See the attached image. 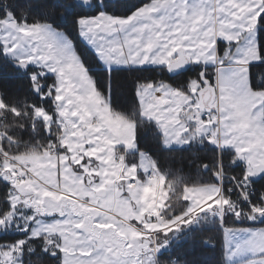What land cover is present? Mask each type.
Instances as JSON below:
<instances>
[{"label":"rangeland","instance_id":"obj_1","mask_svg":"<svg viewBox=\"0 0 264 264\" xmlns=\"http://www.w3.org/2000/svg\"><path fill=\"white\" fill-rule=\"evenodd\" d=\"M184 2L186 8L179 0H163L164 4L175 5L179 9L180 19L175 23L180 27L173 32L165 31L161 38L163 47L154 48L149 53L151 62L160 68L165 65L170 67L176 60L177 65L181 60L188 64L199 61L202 66L214 68V83L211 88L207 86V81L203 87H199L193 80L189 87L191 95L169 88L167 84L163 85L165 91L145 88L141 93L140 116L155 122L165 133L164 143L171 145L167 149L184 148L189 141L196 142L207 133H212L213 139L218 136L221 147H228L231 143L223 142L226 138L222 137L221 131L216 135L217 130L207 126L210 123H205V127L200 129L191 116L197 111L202 115L206 110L204 98L208 92L209 100L211 98L209 103L223 108L227 90L238 98L237 105L241 104L240 117L247 118V123L259 120L254 114L259 110V94H247L244 102L242 93L250 70L248 65L242 63L259 59L255 42L259 13H254L246 0H203L200 14L193 17L192 5L199 4L200 0ZM259 2L256 0V3ZM237 4L244 6L236 7ZM249 13L254 14L249 16ZM161 15L162 12L149 7L144 19L147 21ZM227 20L234 21L239 27L220 22ZM12 23H15V27H12ZM115 23L104 22V30ZM50 26L25 25L23 21L17 23L12 20L6 29L17 38L15 43L20 45L12 55L28 63L29 59L24 53L25 50L31 51L30 42L33 46L36 43L47 44L50 50L60 49L63 41L57 43L52 39L50 33L54 29ZM99 27L89 26L86 31L94 32ZM241 28L244 29L240 42L243 58L236 62L227 51L218 54L221 42H225L231 45L233 55H239L235 51L233 36ZM57 55L62 62H67H63L62 71L58 69L56 73L59 83L51 96V104L33 108L31 125L35 129L32 139L12 141L9 137L5 141L10 127L2 117L4 106L0 94V176L12 185L13 205L8 209L4 202L0 206V213L4 220L12 223L11 231L16 234L14 238L23 237L17 225L24 227L31 212L42 213L40 220L47 227L42 225L38 231L46 233V240H61L71 264H157L155 250L164 243L161 241L163 237L159 238L158 235L179 232L182 226L186 227L184 225L190 218L198 216L199 209L211 207V212L218 213L220 217L228 213L227 209L229 213L236 210L233 203L227 205L224 184L229 178L220 168L219 175L223 179L216 201L206 202L202 208L200 206L175 223L168 222L163 212L167 204L172 207V196L165 189L164 177L158 176L154 161L147 154L134 150L137 144L135 122L113 109L105 90L98 83H92L78 63L69 58L67 50L58 51ZM225 60L230 63H224ZM35 62L54 63L39 58ZM96 79L98 82L99 77ZM253 104L257 107L249 112ZM258 144L247 155L254 154L252 157L256 158L258 154L264 158V140L259 139ZM129 154L133 156L132 163L128 162V157H132ZM256 163L260 162L256 160ZM251 172H256V169L251 168ZM17 175L21 177L20 180ZM213 189L206 190V193L193 190L191 199L206 201L215 194ZM103 192L107 193L106 196H103ZM194 192L200 193L199 198L194 196ZM213 202L216 203L214 206ZM151 217L156 222L155 228L144 224ZM77 223H82L84 227L78 228ZM101 224L105 226L100 227ZM152 233L158 234L154 238L150 235ZM238 259L237 264H240ZM52 263L56 264L55 261Z\"/></svg>","mask_w":264,"mask_h":264},{"label":"snow or ice","instance_id":"obj_2","mask_svg":"<svg viewBox=\"0 0 264 264\" xmlns=\"http://www.w3.org/2000/svg\"><path fill=\"white\" fill-rule=\"evenodd\" d=\"M180 4L187 7L184 0H179ZM248 6L254 9V13L259 15L256 20L255 42L259 54V59L249 62L248 88L260 97L259 111L254 114L259 117L261 125L264 126V0L256 3V0H246ZM203 6V0L199 4L194 3L193 17L199 15V8ZM237 4L236 7H243ZM162 12L158 18L144 19V13L148 8ZM50 11L56 14L53 16V23L50 27L54 29L50 33L52 39L63 44L60 49H52L47 44L36 43L34 46L30 42L31 51L25 50L24 56L29 59L24 63L23 58L12 55L17 47H20L16 37L7 32L6 25L12 20L17 23L23 20L24 24L29 23V12L35 15L48 17ZM23 13V15H21ZM254 13H249V16ZM229 15H232L229 12ZM179 9L175 5H167L163 0H0V89L11 91L20 88L26 81L29 93L37 99L50 101L52 94L57 90L58 79L56 73L61 69V61L57 55L58 51L67 50L69 58L78 63L83 73L92 81L94 85L98 83L103 88L109 99L113 95V90L120 80H126L129 72L136 74V79L132 84L134 98L138 104L142 103L141 93L145 88L156 91H165L163 85L169 88L191 95L189 84L194 80L199 87H203L205 82L211 83L206 68L201 66L199 61L184 65L182 67H169L165 65L169 80L178 77H188L187 82L181 81L182 86L170 84L168 81H157L152 76H145V73H152L158 65L152 63L149 55L154 48H161V38L165 31L173 32L180 27L175 23L179 20ZM106 21L116 22L113 27L103 28ZM225 25H235L234 21H220ZM184 23V21H181ZM99 25L96 31H86L89 26ZM245 27H248L245 25ZM62 30V31H61ZM244 29L235 32L233 40L236 44L235 51L239 55H233L231 45L221 42V51H227L232 59L239 62L243 58V50L240 47ZM51 60L54 63L40 64L36 59ZM89 58L91 63H89ZM230 63V61H223ZM47 69V70H45ZM195 73L196 75H193ZM96 77H99L97 82ZM199 89H197L198 91ZM48 93V95H44ZM194 102V100H193ZM235 106V105H233ZM257 105L249 107L252 112ZM222 111L229 112L226 106ZM163 112V109H161ZM172 115V113H169ZM193 120L200 119L199 111L191 116ZM211 119V117H209ZM157 135L161 138L160 146L164 149L171 145L164 143L165 133L157 127ZM191 144V141H189ZM215 148V145H213ZM139 151V144L135 149ZM239 166L237 164L233 167ZM223 167V162H221ZM235 180V177H232ZM0 181L8 189L5 197V206L12 208V185L4 177L0 176ZM241 190L252 191L242 197L241 208L230 213V217L236 224L247 222L248 227L231 229L221 220V229L229 233L237 232L234 239H228L223 246V264H264V228L255 227L257 224H264V193L257 195L255 186L264 187V170L249 172L247 168L242 170L241 179L236 181ZM43 215L31 212L24 227L17 225L22 238H14L15 233L11 231L12 223L3 219L0 213V264H71L67 258L61 240H46V233L38 231L46 224L40 220ZM51 215V214H49ZM15 220V217L13 218ZM78 228H83L82 223H77ZM105 225L101 224L100 227ZM180 243V241H178ZM205 249L214 247L204 242ZM171 242L164 245L158 252L157 259L166 257L171 253ZM90 254V253H88ZM7 257V259H5ZM210 258L184 259V264H209Z\"/></svg>","mask_w":264,"mask_h":264},{"label":"trees","instance_id":"obj_3","mask_svg":"<svg viewBox=\"0 0 264 264\" xmlns=\"http://www.w3.org/2000/svg\"><path fill=\"white\" fill-rule=\"evenodd\" d=\"M31 2V0H30ZM147 4V0H146ZM56 13L50 11L48 17L35 15L29 12L28 24H49L53 23V16ZM23 15V13H21ZM23 20H20V22ZM91 62V59H90ZM202 66V65H201ZM173 67V65H172ZM203 67V66H202ZM207 75L213 85L215 80L214 68H206ZM145 76H152L157 81H168L170 84L182 86L181 81L187 82L188 77H178L169 80L165 67L156 68L152 73H145ZM193 75H196L193 73ZM136 79V74L129 72L126 80H120L113 90L111 97L112 107L116 112L122 113L126 117L132 119L136 124V140L139 144V152H143L154 161L155 167L165 180V189L170 191L171 202L166 205L163 212L168 222H176L179 218L187 216L195 207L191 194L195 188L206 187L209 185L218 186L219 169L221 168L226 176H235L241 179L242 170L245 169L242 164L233 167L236 155L231 150H223L220 154L219 148L215 141L207 138H201L195 143L188 144L184 148L164 149L160 146L161 138L157 135L158 125L155 122L144 120L140 116V104L134 98L132 84ZM190 87V84L188 85ZM209 88V89H210ZM2 103V117L5 119L8 127H10L9 137L12 141H18L25 138L32 139L35 127L31 125L33 119V108L42 105L48 106L50 101H42L29 93L26 81L20 88H14L11 91L0 89ZM35 120V119H34ZM4 123V124H5ZM215 145V148L213 147ZM132 156V154H129ZM133 156L129 157V159ZM223 162V167H221ZM229 180L224 184V197L228 204H232L234 195L228 192ZM257 195L264 193V187L255 186ZM8 189L4 183L0 181V206L4 204ZM202 201V200H201ZM189 203V204H188ZM216 208V207H214ZM235 211V210H234ZM227 214L223 217L229 228L248 227L247 222L236 224L230 217V212L227 209ZM194 217V216H193ZM190 218L179 232H171L170 234H160L159 238L163 237L162 242H177L180 241L178 248L169 253L166 257L161 258L165 264L169 261L172 254L178 255L179 264H184V259H203L210 258L209 264H223L222 254L224 246V230L221 229V220L218 213L214 214L210 208L200 209L198 216ZM264 226V224H260ZM204 242L214 247L205 249ZM173 256V255H172Z\"/></svg>","mask_w":264,"mask_h":264},{"label":"crops","instance_id":"obj_4","mask_svg":"<svg viewBox=\"0 0 264 264\" xmlns=\"http://www.w3.org/2000/svg\"><path fill=\"white\" fill-rule=\"evenodd\" d=\"M176 61H173L172 64H175L178 62V61L177 62ZM191 62H193V61H191ZM191 62H190V64H191ZM249 62L250 61H245L242 64L249 65ZM228 87L232 88V85L228 84ZM242 90H243L242 93H244L243 94V101L246 102L247 94L252 95L254 92L250 91V89L248 88V83L245 84V86L242 88ZM212 100H213V98H212ZM210 101H211V98L209 100V96H208L207 100L204 101L205 106H206V110H204V111H210V109H211L212 112L216 111L217 116H216L215 121L210 123V124H207V126H210L211 130L213 128L215 129V131L217 130L215 133L216 135H218V132L221 131L222 137L225 136V138H226V139H224L225 141H223V142H226V144L231 143L230 146L224 147V149L231 150L232 152H234L236 155V162H238V164H242L244 166V168H247V170L249 172H251V168H255L256 172H258L260 170H264V158H262L261 155L258 156V154H256L255 155L256 158L252 157L254 154L247 155V152L250 149H255L259 146V144H258L259 139H261L262 141L264 140V126H262L260 120H258L259 117L257 116V120H258L257 122H254V123L248 122L247 123V118L239 116V114H240V112H242V110H241V104L237 105V103H239L238 98H236L233 95H230L227 90H226V99H225V103L223 105V108H225L227 106L230 109V115H229V112L222 111V109H223L222 106L219 108L218 105H215V104L211 105L209 103ZM233 105H235V106H233ZM199 127H200V129H202L205 127V125L201 124V125H199ZM204 138L212 139L215 141L218 138V136L216 139H213L212 133H207ZM198 140H200V139L198 138L195 141H198ZM193 143H195V142H193ZM256 160H258L260 163H256ZM129 161H130V163H132L133 162L132 158L129 159V157H128V162ZM158 176H161L159 174V172H158ZM142 177H144V176H142ZM219 186H220V184L218 186L209 185L206 187L195 188L194 190H197L200 193H206L205 192L206 190L214 187L213 192L215 194L212 195L206 201H201L200 199H195V200L192 199L193 203L197 202L196 204H194L195 207L192 210L195 211V210L199 209L200 206L202 208V206L210 200L216 201L217 196H218V192L220 190ZM146 190H148L147 187H146ZM200 193L194 192V196H198V198H199ZM102 194H103V196H106L107 193L103 192ZM215 204L216 203L213 202V206ZM193 211L191 213H193ZM191 213H189V214H191ZM155 223L156 222L153 221L152 217L147 218V221L144 222L145 225H147V226L150 225L151 228H155V226H156ZM255 227L264 228V226H261L260 224L255 225ZM231 229H237V228L233 227ZM138 233L140 234V232H138ZM224 233H225L224 234L225 243L228 239H234L237 235H241L240 233H237L234 231L229 233L226 230H224ZM67 234L69 235L70 233L67 232ZM240 259H242V258H240ZM240 259H238L239 263H240Z\"/></svg>","mask_w":264,"mask_h":264},{"label":"built area","instance_id":"obj_5","mask_svg":"<svg viewBox=\"0 0 264 264\" xmlns=\"http://www.w3.org/2000/svg\"><path fill=\"white\" fill-rule=\"evenodd\" d=\"M202 115H200V119L199 120H193L192 121L196 124V125H200V124H205V123H212L215 121L217 113L216 111L212 112V111H203L201 113ZM209 117H211V119H209ZM218 147H219V151L220 153H222V149H221V139H219V137L216 139ZM227 178H229V186L227 187L228 192L232 195H234V197L232 198V203L235 206L236 209L241 208L242 203V197L247 196L251 191L252 188L249 187L247 190L242 191L241 187L239 184L236 183V181L240 180V179H232L233 176H226ZM17 179L20 180L21 177L19 175H17ZM223 177L220 175V182H222ZM221 190H223L222 184H221ZM161 220H163V217H161ZM158 233H152L150 234L151 236H153L154 238L156 237ZM148 235V234H147ZM183 240L180 239L179 241ZM172 249L171 252H173L176 248H178V241L177 242H172ZM163 246V244H160L157 248H156V254H158V252L161 250V247ZM173 255V256H172ZM171 258L169 259V261L167 262V264H179V260H178V255L176 254H172ZM164 260L161 259H157V264H165Z\"/></svg>","mask_w":264,"mask_h":264},{"label":"water","instance_id":"obj_6","mask_svg":"<svg viewBox=\"0 0 264 264\" xmlns=\"http://www.w3.org/2000/svg\"><path fill=\"white\" fill-rule=\"evenodd\" d=\"M12 27H15V23H12ZM181 61H182V62H179L178 65L175 63V64L173 65V68H176V67H182V66H184V65H188V62H186V61H184V60H181ZM208 94H209V93L206 94L207 96H205L204 101L207 100V98H208ZM162 248H163V247H162ZM162 248H161V249H162Z\"/></svg>","mask_w":264,"mask_h":264},{"label":"flooded vegetation","instance_id":"obj_7","mask_svg":"<svg viewBox=\"0 0 264 264\" xmlns=\"http://www.w3.org/2000/svg\"><path fill=\"white\" fill-rule=\"evenodd\" d=\"M53 264V263H52Z\"/></svg>","mask_w":264,"mask_h":264}]
</instances>
